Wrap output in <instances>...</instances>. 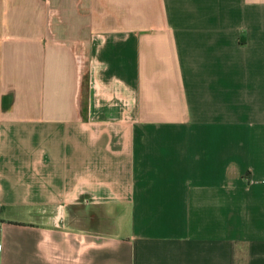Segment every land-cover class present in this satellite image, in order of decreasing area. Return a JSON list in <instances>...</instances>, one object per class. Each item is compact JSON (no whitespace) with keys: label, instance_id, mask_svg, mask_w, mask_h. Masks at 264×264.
<instances>
[{"label":"crops","instance_id":"crops-1","mask_svg":"<svg viewBox=\"0 0 264 264\" xmlns=\"http://www.w3.org/2000/svg\"><path fill=\"white\" fill-rule=\"evenodd\" d=\"M0 264H264V0H0Z\"/></svg>","mask_w":264,"mask_h":264},{"label":"built area","instance_id":"built-area-1","mask_svg":"<svg viewBox=\"0 0 264 264\" xmlns=\"http://www.w3.org/2000/svg\"><path fill=\"white\" fill-rule=\"evenodd\" d=\"M75 61H76L77 67H80L83 63V60L78 52L75 54Z\"/></svg>","mask_w":264,"mask_h":264}]
</instances>
